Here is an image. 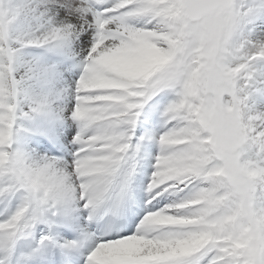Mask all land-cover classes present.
Masks as SVG:
<instances>
[{
    "label": "snow or ice",
    "instance_id": "6c2138e0",
    "mask_svg": "<svg viewBox=\"0 0 264 264\" xmlns=\"http://www.w3.org/2000/svg\"><path fill=\"white\" fill-rule=\"evenodd\" d=\"M0 264H264V0H0Z\"/></svg>",
    "mask_w": 264,
    "mask_h": 264
}]
</instances>
